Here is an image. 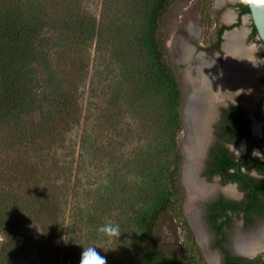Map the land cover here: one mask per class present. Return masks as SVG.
<instances>
[{"label":"trees","instance_id":"1","mask_svg":"<svg viewBox=\"0 0 264 264\" xmlns=\"http://www.w3.org/2000/svg\"><path fill=\"white\" fill-rule=\"evenodd\" d=\"M177 1L143 0V25L131 41V51L143 57L144 65L126 79L128 66L123 62V147L132 146L134 152L131 156L123 153V167L127 169L123 210L130 227L134 229L129 235L131 240L126 242L125 264H209L184 208L187 191L183 182L185 155L180 136L185 129V65L170 60L168 47L172 31L170 18ZM82 3V0H32L27 5L21 3L14 6L13 0H2L0 5V116L20 119L39 112L38 127L45 132L44 140L48 147L55 146L64 132L63 126L69 128L73 119L64 123L61 129L60 122L80 113L70 114L68 93L63 94L58 87L34 89L37 80L34 69L37 72L39 67L52 68L53 53L59 49H70L76 39L82 45L94 43L98 51L102 41L114 37L110 27L112 19L119 15L114 0H103L100 19L83 8ZM239 7L240 19L235 27L241 25L243 15L251 14L248 4H240ZM199 26L204 29L203 22ZM231 28L224 27L221 34ZM257 35L253 24L252 36ZM32 64L35 66L32 67ZM39 97H43L45 105L40 104ZM125 112H131L133 117H126ZM236 114L238 116L232 117L233 132H229L237 135L238 142L245 140L251 146L249 153L235 162L233 153L214 148L206 175L210 179L221 175L230 182H237L246 193V198L240 204L225 203L220 199L209 207L208 219L217 237L223 236L218 220L226 215L229 208L243 214L246 224L253 221L250 216L252 211L264 216V182L250 174L253 170L264 174V161L252 153L262 139L253 137L250 123L242 110H237ZM2 125L9 127L3 121L0 122ZM131 138L136 139V143H131ZM34 164L29 181L38 188L41 179ZM131 168L137 169L140 181L128 179ZM45 178L51 182L50 169ZM41 188L47 190L46 186ZM34 193L37 195L30 202L35 206V213L40 215L39 212L43 211L48 217L55 216L59 211V202L45 206L41 195L37 191ZM1 201L7 209L2 207L0 212V218L4 220L3 224L0 223V230L6 238L5 244L0 246V264H32L29 255L31 240L19 232L20 207L28 204L27 199L11 201L5 197ZM175 211L195 250L190 257L183 244L178 242ZM13 212H19L18 216ZM166 225L171 234L170 240L178 242L179 253L160 239ZM58 244L60 252L62 243ZM223 251L228 258L240 260L228 256L226 249ZM59 260L56 264L64 262L60 257Z\"/></svg>","mask_w":264,"mask_h":264},{"label":"rangeland","instance_id":"2","mask_svg":"<svg viewBox=\"0 0 264 264\" xmlns=\"http://www.w3.org/2000/svg\"><path fill=\"white\" fill-rule=\"evenodd\" d=\"M30 1L32 0H13V5H27ZM82 1L83 8L100 19L103 0ZM1 2L2 0L0 5ZM114 5H117L119 10L118 18L112 19L110 27L114 37L110 40L107 37L102 41L100 50H96L94 43L87 42L82 45L81 40L78 43L76 39L70 49H59L53 53L55 55L51 57L52 68L39 67L37 72L34 69L37 79L33 85L34 89L58 87L63 94L68 93L70 114L74 115L77 111L80 113L74 118L60 122L61 129L64 123L73 119L69 128L63 126L64 132L55 146L48 147L44 140L46 134L38 127L41 118L39 112L20 119H4L3 115L0 116V122L3 121L9 126H0V212L2 207L7 209L1 201L5 197L11 201L27 199V209L20 207L19 232L31 240L29 255L32 264H56L60 262L59 257L64 259L61 264H125L126 242L131 240L129 235L134 229L130 227L128 216L123 210V186L127 173V169L123 167V153L131 156L134 152L132 146L123 147V62L128 66L126 79L131 78L132 73L144 65L143 57L136 56L131 51V41L143 25L144 8L143 0H114ZM228 7L233 8L230 5L217 8L216 0H178L173 6L170 18V60L174 63H191L192 60L184 56L183 47L193 43L210 44L216 37V31L223 22L222 18ZM245 17L247 22H242L236 31L243 30L246 33L251 29L252 18L250 15ZM202 22L204 29L199 26ZM194 26L201 28L200 32ZM246 37L247 34L242 39ZM243 46L253 55L257 51H264V45L258 35L249 40L247 46ZM219 71L222 82L228 81L227 69ZM184 83L186 95H190L191 87L187 80H184ZM257 91L260 94L256 95ZM262 93L259 87L255 86L253 101L256 105V101L263 97ZM39 99L40 104L45 105L43 97ZM185 104L186 99L184 107ZM125 114L126 117H133L131 112ZM191 114L188 111L186 116L184 114L185 129L180 136L187 160L195 157L192 152L195 125L190 120ZM131 143H136V139L131 138ZM245 152L243 147L242 152H237V155L242 156ZM256 154L264 160L263 150H256ZM33 163H36L34 166L41 179L38 188L29 181ZM49 169L50 183L45 178ZM194 172L192 162L186 161V214L192 219L195 235L208 263L218 264V254L213 249L211 233L203 223L202 201L188 185V177L193 178L195 184L202 185L196 181ZM138 177L137 169L131 168L128 179L140 181ZM213 184L221 185L217 178ZM42 185L46 186V191L42 190ZM35 191L41 195L43 201L45 200V206L50 207L59 202V211L55 216L48 217L43 211L39 212L41 216L35 213V206L30 202L37 195ZM9 203L15 211L13 204ZM18 213L14 215L18 216ZM175 217L179 227L178 242L183 244L190 257L195 254L193 244L188 239L176 211ZM3 221V218H0V223L3 224ZM167 228L168 225L161 231L160 239L179 253L178 242L170 240L171 234ZM234 234L243 236L248 233L243 230L242 223L237 222ZM5 242L6 238L0 230V246ZM59 242L62 243L60 252Z\"/></svg>","mask_w":264,"mask_h":264},{"label":"flooded vegetation","instance_id":"3","mask_svg":"<svg viewBox=\"0 0 264 264\" xmlns=\"http://www.w3.org/2000/svg\"><path fill=\"white\" fill-rule=\"evenodd\" d=\"M240 4L242 3H238L236 6H234V8H236V11L238 13L237 21L231 24L223 23L220 21L221 23L216 31V37L215 39L211 41L210 44H203V43L190 44L196 48L197 52H204L206 54L204 56L211 57V59L215 61V64L218 69H228L226 67V59L228 58L227 42H228V37L232 35V32H234L239 27V26L235 27V25L239 23V19H240V12H241V9L239 7ZM241 25H242V17H241ZM224 27H232V28L229 30H225L221 34V31L223 30ZM195 28L198 30V32H200L199 29L201 28L199 27H195ZM252 31H253V24H252L251 29L247 33V37L244 39H240V42L238 44V49L239 47H242L244 49L243 52H246V53L249 52V51H246V48L243 45L247 46L248 41L256 37V36H252ZM197 36H200V35H197ZM187 46L186 47L192 51L191 60L193 62V50L188 44ZM240 51L242 50L240 49ZM253 58L256 61H262L261 59H264V51H261V50L257 51L256 53H254ZM179 59H180V56H179ZM181 62L184 65L186 64V62H183V61ZM262 62L264 63V61ZM193 65L194 63L191 65V67ZM186 67L187 65L185 66V69ZM254 76L251 77L252 79L250 77L249 78L245 77L243 78V80L245 81L243 80L242 82L240 81V83L244 82L245 87L248 84L246 88L249 87V89H246V88L242 89L243 94H237L239 86H236L235 89H232V90H229L228 88H226L225 86L226 84H228L226 82L225 83L222 82L221 84V87L223 88L222 91H219L220 89L216 91L218 92L217 93L218 96L220 95V97L217 98V102L219 103V106H218V111L214 115V120L211 124L210 144L207 148V156L204 159L203 171L201 173L202 174L201 180H205V183L203 185H205V187H208L207 193H209V195H207V193L206 194H203L200 192L196 193V195L200 197L199 199L202 201V204H203V211H204L203 223L206 229H208L211 233L212 246H213L214 251H216V253L218 254V258H217L218 264H264V250H260L259 252L255 254H251L253 252H250L248 250L245 251L244 249V248L257 247L259 245L258 243L253 242L251 240L255 238L256 235L259 236L262 228H264V216H259L258 212L252 211L250 213V216L253 218V221L250 224H246L243 214H238L236 211L229 208L226 212V215H222L218 220V225L222 228V233H223V236H219V237L216 236V231L214 229V226L213 224H211V222H209V219H208L209 207L216 201L223 199L225 203L240 204L246 198V193L241 190L237 182H230L221 175H216L211 179L206 175L208 163L210 160V155L214 148L218 147L220 150L233 153L235 155V162H239L245 155L249 153L251 146L245 140H241L238 142L236 140L237 135L233 136V133H232L233 129L231 127H232V124L234 123L232 120V117L238 116V114H236L237 110L243 111V116L250 123V130H251L253 137L262 139L261 141H259L258 146H255L252 149L253 151L252 153L254 155H257L256 150L264 151V107H263V104H264V68L258 69V71L256 72V75ZM251 80L252 82H250ZM229 81L231 83V80ZM249 83H255V84H249ZM255 86H258L259 90L263 92L262 93L263 95H261L263 97L260 99V101H256L257 105L254 103L255 101H253ZM257 92H256V95L260 94L259 91ZM233 112L234 114H232ZM256 126H259L257 131H256ZM229 131H232V132L230 133ZM243 147L245 148L246 152L242 156H238L237 152H242ZM260 159L264 161L262 158ZM186 161H187V158L185 155V163ZM184 173H185V167H184ZM250 174L251 176L257 178L258 180L264 182V174L259 173L256 170L251 171ZM216 178L220 180V184L223 186L221 185L216 186L213 184ZM183 182H184V174H183ZM229 186H233L235 188L236 194H229L226 191V188H228ZM187 197H188V192H187ZM201 197H205V198L208 197V199H203ZM186 201H187V198H186ZM184 208H185V205H184ZM185 213H186V210H185ZM186 217L195 233V230H194L195 226H193V223L191 222L192 219L188 218L187 214H186ZM237 222L242 223L243 230L247 232L248 234H245L243 236H236V234H234L235 225ZM241 241H244L245 243H242ZM239 244L241 245L240 247H239ZM225 249L229 252L228 256L234 257V258H240V260H232L231 258H228L227 254H225L223 251ZM252 260L254 261L251 262Z\"/></svg>","mask_w":264,"mask_h":264},{"label":"bare ground","instance_id":"4","mask_svg":"<svg viewBox=\"0 0 264 264\" xmlns=\"http://www.w3.org/2000/svg\"><path fill=\"white\" fill-rule=\"evenodd\" d=\"M227 17L229 18V16H227ZM240 35H241V33L235 32L234 34H232L228 37V42H227L228 58L226 59V67L228 68L227 69L228 76H229L228 78H229V80H231V83L228 82L229 80L226 81L230 84L229 85L226 84L225 87L228 88L229 90L235 89L236 86H240L241 84H243V83H240V81L242 82L243 78H245V77L251 78L252 76L256 75V72L258 70V69H252L253 68V66H252L253 62H250L251 52L246 53V52H243V50L240 51V49H238V44L240 42V39H239ZM241 37H242V35H241ZM182 51H183V54L185 57H187L188 59H191L192 52L188 48H186V46L183 47ZM199 58H201V57H199ZM206 58H209V60L206 59V60L201 61L200 59H198L194 63V65L189 69V71L187 72V77H186L187 83L191 87L192 91H191L190 95L188 94L186 97V104L184 107L185 116H186V111L191 112L192 114L194 113L195 107L193 106V104L195 103V99L197 98L199 91H204L203 92L204 101H209V99H211L213 97L215 102L218 103L217 98H219L220 95L218 96V94H217L218 92H216V91L218 89H220L219 91H222V89H223L221 87L222 76H221L219 69L217 68V66L215 64V61L214 62L210 61L211 57H206ZM243 81H245V80H243ZM250 82H252V80ZM245 84H247V83H245ZM249 84H255V83H249ZM247 86H248V84H247ZM246 87L240 86L238 91H237V94H243L242 89H244ZM246 89H249V87ZM207 98H208V100H207ZM196 104H197V102H196ZM218 105H219V103H218ZM196 109H198L197 105H196ZM192 114H191L190 120L195 125L197 120L194 119L195 115H192ZM185 120H186V117H185ZM258 127L259 126H256V131H257ZM208 139H209V132H208V130L207 131L205 130V133H203L204 144H206ZM187 180L189 183L188 185L191 188L190 189L191 191H194L195 193L200 192L203 194H206L208 192V187H205V185H203V184H202L203 186L195 184V181L193 178L190 179V177H188ZM226 191L229 194L235 193V189L232 187L226 188ZM211 193H212V191H211ZM207 195H209V193H207ZM204 196H206V195H204ZM256 236L251 241L258 243L259 245L257 247L244 248L245 251L248 250L250 252L257 253L260 250H262L261 248L264 247V228H262L259 236H257V237ZM240 246L241 245L239 244V247Z\"/></svg>","mask_w":264,"mask_h":264},{"label":"water","instance_id":"5","mask_svg":"<svg viewBox=\"0 0 264 264\" xmlns=\"http://www.w3.org/2000/svg\"><path fill=\"white\" fill-rule=\"evenodd\" d=\"M246 3L249 5L250 12H251L250 16L252 18L253 24L255 25L258 31L259 39L262 41L264 45V0H246ZM188 45L193 50V62L191 63L186 62L188 63V65L184 71V80H187L186 79L187 72L189 71V68L191 67L193 63H195L198 59H200L201 61L206 60V59L209 60V58H206V56H204L206 55L204 52H197L195 47H193L190 44ZM210 61H213V60L210 59ZM203 92L204 91H199L197 98H196L197 100L195 99V103L193 104V106L195 107L194 108L195 111L192 115H195L194 119L197 120L195 123V129L193 130L194 140H193V145H192V148H193L192 152H193V156L195 157L192 158V160H189V159L187 160V161L192 162L194 166V170H195L194 172L195 178H196V181L199 182V184L205 183V180L200 179V174L203 171L204 159L207 156V148L210 144L211 124L214 120V115L217 113L218 106H219L218 103L215 102L213 97L209 99V101H204ZM196 105L198 106V109H196ZM205 130L206 131L208 130L209 132V139L207 140L206 144L203 145V133H205ZM201 198L208 199V197L207 198L201 197Z\"/></svg>","mask_w":264,"mask_h":264},{"label":"crops","instance_id":"6","mask_svg":"<svg viewBox=\"0 0 264 264\" xmlns=\"http://www.w3.org/2000/svg\"><path fill=\"white\" fill-rule=\"evenodd\" d=\"M238 3L247 4L246 3V0H216V6L219 9H221L223 7H226L227 5L233 6V8L228 7L227 8V11L224 13L225 17L223 15V18H222L223 23L231 24V23H235L237 21V19H238V13L236 11V8H234V6H236ZM246 15H248V14H246ZM246 15L242 16V22H247V18L245 17ZM227 16H229V18ZM236 30L234 32H232V34H234L235 32L241 33L242 37L240 35L239 39H242L243 38V35L244 34H247L248 31H249V30H247L246 33H245V31H243V30H241V31H236ZM239 49L244 50L242 47H239ZM246 51L251 52L248 49H246ZM251 54H252V52H251ZM251 54H250V62H253V64H252L253 68L252 69H263L264 68V63L262 61H256L253 58V54L252 55ZM240 86L241 87L242 86L245 87L244 82Z\"/></svg>","mask_w":264,"mask_h":264}]
</instances>
